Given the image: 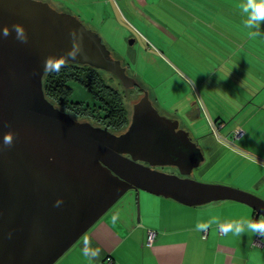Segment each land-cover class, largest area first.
Masks as SVG:
<instances>
[{
	"label": "water",
	"instance_id": "water-1",
	"mask_svg": "<svg viewBox=\"0 0 264 264\" xmlns=\"http://www.w3.org/2000/svg\"><path fill=\"white\" fill-rule=\"evenodd\" d=\"M14 24L23 26L26 41ZM5 27L12 29L7 37ZM63 63L107 71L127 88L138 84L75 14L44 0H0V264L56 263L130 190L188 206L237 201L264 219L263 198L192 179L205 159L202 148L147 92L119 133L57 107L43 78Z\"/></svg>",
	"mask_w": 264,
	"mask_h": 264
},
{
	"label": "crops",
	"instance_id": "crops-1",
	"mask_svg": "<svg viewBox=\"0 0 264 264\" xmlns=\"http://www.w3.org/2000/svg\"><path fill=\"white\" fill-rule=\"evenodd\" d=\"M45 1L121 47L130 37L133 45L136 36L149 42L155 37L164 46L174 43L177 55L183 54L176 53L177 42L187 34L191 48L202 37L204 61L190 60L187 73L208 114L186 98L181 116H174L203 150L204 162L193 175L221 176L231 187L257 189L264 197V21L259 28L244 27L248 14L242 6L248 0ZM177 76L189 91V82ZM202 118L204 128L196 121ZM214 202L188 206L145 191L127 193L54 264H88L85 237L101 249L93 264H264V237L255 247L257 232L225 231L228 224L254 222V209L232 200ZM149 231L156 233L151 246Z\"/></svg>",
	"mask_w": 264,
	"mask_h": 264
},
{
	"label": "rangeland",
	"instance_id": "rangeland-1",
	"mask_svg": "<svg viewBox=\"0 0 264 264\" xmlns=\"http://www.w3.org/2000/svg\"><path fill=\"white\" fill-rule=\"evenodd\" d=\"M53 5L56 9L62 10L61 6H59L58 4L55 3ZM132 39L134 38L130 37L126 39L125 42L123 43L124 47H121L120 43L117 44V39H112L113 44L110 43V40L107 39L108 41L107 40L105 41L103 39L106 44L109 43L111 44L108 45L110 47V50H112L115 57H117L122 61L124 66L127 68L129 75L135 77L138 83L136 84L137 85L136 87H138V89L137 88L133 89L132 87L127 88L123 86L120 80L117 79L115 76L112 75L114 79L109 78V82L114 84V86H118L119 88L125 89L127 91L126 106L129 112V116H131L132 114L133 111L132 108L134 103L141 98L140 97L141 95L139 94H142L144 92L148 93L150 100L153 102L156 108H158L162 113H166L172 117L181 116L182 102L183 99L185 100L186 98H188L189 101L191 100L201 104V106L205 110L204 112H206L204 113L202 111V115L205 116V114H208V111L206 110L205 107L204 99H202V97L200 98L197 92L198 89L196 88L194 83L188 80V73H187L190 67L189 66L190 60L193 62L204 61L203 57H205L206 54L203 46L204 39L202 37L198 39L197 44L191 45L192 46L191 48L189 46L190 44L187 34L185 38L177 42L176 53L179 51L183 53L177 55L173 52V49H175L174 43H170L169 45L164 46L163 44L161 45L159 43V40L155 37L152 38L150 37V42H149L146 37L136 36L137 41L133 45L131 44ZM206 42L207 41L205 40V44ZM178 73L183 77L185 81L187 80V83L189 82L188 86L190 87L189 90L190 93L187 90V88H185V86L181 83V81L177 78L179 77L177 76ZM104 75L105 77H111L109 75V72L107 71L104 72ZM70 87L73 88V92L71 98L69 99L76 102H81V101L84 103L91 102L92 100L91 93L86 88L82 87V85H80L79 82L76 81L72 82ZM139 88H141L142 91H140ZM89 121L94 124L92 120ZM196 121H201V127H202L203 121L206 122V119L203 120L198 119ZM202 128H204V126ZM260 140L261 141L264 140V135L261 136ZM161 170L169 173L178 174V172H176L171 167H165L164 169ZM217 178L218 179L215 180L212 175H208L204 177L194 174L192 176V179H196L204 183H218L222 185L228 184L227 183L228 180L224 179L223 177L217 176ZM228 186H231V184ZM131 192L135 193V191L133 190H130L127 193H131ZM250 192H252L253 195L255 194L264 199V197H262V195L260 194V191H258L257 189L255 190L253 189V191ZM124 196L115 205L119 204L120 201H122V199L124 198ZM260 219L263 221L262 218Z\"/></svg>",
	"mask_w": 264,
	"mask_h": 264
},
{
	"label": "trees",
	"instance_id": "trees-1",
	"mask_svg": "<svg viewBox=\"0 0 264 264\" xmlns=\"http://www.w3.org/2000/svg\"><path fill=\"white\" fill-rule=\"evenodd\" d=\"M104 72L89 65L63 63L45 73L43 89L52 103L72 116L92 120L96 125L119 133L130 121L126 106L127 91L109 82V78L114 79L115 75L109 73L111 77H105ZM75 81L91 93V102L69 99L73 92L70 86Z\"/></svg>",
	"mask_w": 264,
	"mask_h": 264
},
{
	"label": "clouds",
	"instance_id": "clouds-1",
	"mask_svg": "<svg viewBox=\"0 0 264 264\" xmlns=\"http://www.w3.org/2000/svg\"><path fill=\"white\" fill-rule=\"evenodd\" d=\"M243 7V11L248 14V19L246 22L243 23L245 28L248 29H255L259 28L262 21H264V0H260V3H254V0H248V3ZM12 29L15 30L17 34V38L26 41L27 35L26 31L24 30L22 25L14 24L12 26ZM12 29H9L8 27L3 28V35L7 37L10 34V31ZM258 35L259 33H254ZM4 143L6 145H10L12 143V137L10 136H4ZM63 203L62 198H58L55 202V206H60ZM116 217H113V222H115ZM199 227L203 228L206 227V225H200ZM232 230L235 234L239 235L242 232L245 231H251V232H258V233H264V222H249V221H243V222H237L235 224H228L225 226V231ZM101 249L99 247L93 248L90 246V240L88 237H85L84 239V247L82 249V255L86 258L88 261V264H93V262L100 256Z\"/></svg>",
	"mask_w": 264,
	"mask_h": 264
},
{
	"label": "built area",
	"instance_id": "built-area-1",
	"mask_svg": "<svg viewBox=\"0 0 264 264\" xmlns=\"http://www.w3.org/2000/svg\"><path fill=\"white\" fill-rule=\"evenodd\" d=\"M113 1H115V0H113ZM210 123L215 128L214 123L212 121ZM254 222H261V221L260 220H255ZM155 235H156L155 231H149L148 232V238L146 240L147 241V245L151 246L153 244V241L155 239ZM263 235H264V233H258L257 232V234L255 235V239L253 241V245L255 247H261L263 245V237H264Z\"/></svg>",
	"mask_w": 264,
	"mask_h": 264
},
{
	"label": "flooded vegetation",
	"instance_id": "flooded-vegetation-1",
	"mask_svg": "<svg viewBox=\"0 0 264 264\" xmlns=\"http://www.w3.org/2000/svg\"><path fill=\"white\" fill-rule=\"evenodd\" d=\"M136 88L138 89V87H134L133 89H136ZM139 89H140V91H142V89H141V88H139ZM139 95H141V96H142V95H143V93H142V94H139ZM141 96H140V97H141ZM73 117H75V116H73ZM75 118H76V117H75ZM76 119H78V120H84V119H79V118H76ZM94 124H95V123H94ZM158 168H160V169H164L165 167H158ZM173 169H174V170L177 172V170H176L175 168H173Z\"/></svg>",
	"mask_w": 264,
	"mask_h": 264
}]
</instances>
